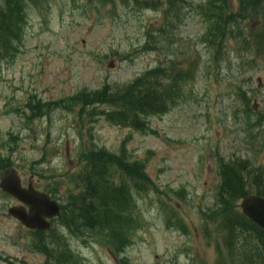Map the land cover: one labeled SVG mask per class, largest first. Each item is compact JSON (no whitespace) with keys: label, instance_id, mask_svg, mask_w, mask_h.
<instances>
[{"label":"rangeland","instance_id":"rangeland-1","mask_svg":"<svg viewBox=\"0 0 264 264\" xmlns=\"http://www.w3.org/2000/svg\"><path fill=\"white\" fill-rule=\"evenodd\" d=\"M187 1L181 21L169 28L171 45L159 52L141 48L146 29L162 24L163 7L48 0L26 9L19 53L0 59V159L14 162L23 182L40 187L53 169L61 178L58 193L65 196L63 175L74 171L90 140L112 152L123 144L132 159L146 165L157 190L136 198L142 223L120 255L128 264H213L216 249L203 237L200 212L214 206L218 159L238 157L264 170V122L254 125L257 116L246 112L235 89L245 90L248 106L264 117V59L254 69L239 68L232 48L225 60L213 61L201 41L206 26L194 9L205 0ZM170 55L180 67L196 61L197 70L169 112L147 119L151 134L107 123L100 115L106 106L96 107L91 118H77L78 107L73 112L52 107L47 115L25 120L30 98L51 104L105 84L122 86ZM248 55L241 52L242 59ZM0 206L14 203L0 195ZM26 240L24 228L0 210V254L14 263L42 264L44 258L29 253ZM68 243L81 264H120L100 240L70 237Z\"/></svg>","mask_w":264,"mask_h":264},{"label":"trees","instance_id":"trees-1","mask_svg":"<svg viewBox=\"0 0 264 264\" xmlns=\"http://www.w3.org/2000/svg\"><path fill=\"white\" fill-rule=\"evenodd\" d=\"M103 5L114 4L115 0H97ZM123 5L139 9L156 10L164 6L162 24L145 31L143 51H158L170 44L169 28L175 29L183 8L190 6L186 0H118ZM48 0H0V59L13 60L20 51L26 26V9L43 7ZM206 29L201 41L212 54L213 61L224 60V53L233 42V52L240 59L239 68L256 67L258 58L264 59V0H205L197 5ZM235 44V46H234ZM171 45V44H170ZM241 52L248 58H241ZM196 61L180 67L170 56H164L157 67L145 71L130 83L118 86L105 84L101 88L76 93L69 98L51 104H41L32 98L27 102V120L37 114L47 115L52 107L74 108L77 118L96 115V107L106 106L101 111L104 120L112 125L126 127L138 132L150 130L146 118L160 116L175 106L182 91L193 78ZM237 97L248 106L245 91L236 86ZM48 108V109H47ZM255 126L264 122L257 114ZM77 168L65 174L68 186L62 198V224L72 235L86 233L97 235L114 254L123 252L130 244L132 229L138 226L140 216L136 213V195L155 190L156 187L145 171V165L132 159L121 144L117 152L98 147L93 141L83 147L77 155ZM42 161H45L42 160ZM45 163V162H41ZM15 166L8 158L0 159V172ZM214 208L201 211L204 237L215 243V264H229L234 257L242 264H264V232L244 217L238 203L247 194L264 198V174L247 160L233 158L227 162L220 160ZM56 170H49V178L42 185V191L52 198L58 195L61 186ZM44 173L37 174L44 178ZM211 228L208 230V226ZM45 232V233H50ZM37 238V236H36ZM40 252L45 255V264H79L62 238L52 235L38 237ZM38 246V245H36ZM228 258L230 261H228ZM120 264H128L127 259Z\"/></svg>","mask_w":264,"mask_h":264},{"label":"water","instance_id":"water-1","mask_svg":"<svg viewBox=\"0 0 264 264\" xmlns=\"http://www.w3.org/2000/svg\"><path fill=\"white\" fill-rule=\"evenodd\" d=\"M0 189L17 199L24 207L11 208L8 214L29 229H48L47 219L58 216L57 204L44 193L35 191L31 185L27 189L20 186V179L12 168L0 174ZM240 207L242 213L254 224L264 230V199L257 196H246Z\"/></svg>","mask_w":264,"mask_h":264},{"label":"flooded vegetation","instance_id":"flooded-vegetation-1","mask_svg":"<svg viewBox=\"0 0 264 264\" xmlns=\"http://www.w3.org/2000/svg\"><path fill=\"white\" fill-rule=\"evenodd\" d=\"M12 202L13 203H17L14 199H12ZM6 208H3V207H0V210H4ZM28 233H36V235H40L41 233L39 232H34V231H29V230H26ZM2 259H4V261H1L0 264H12V260L7 258V257H2Z\"/></svg>","mask_w":264,"mask_h":264}]
</instances>
